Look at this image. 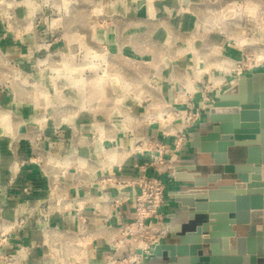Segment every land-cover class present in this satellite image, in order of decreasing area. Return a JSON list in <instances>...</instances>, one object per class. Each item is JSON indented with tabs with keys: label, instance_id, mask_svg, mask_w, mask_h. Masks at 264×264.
<instances>
[{
	"label": "crops",
	"instance_id": "1",
	"mask_svg": "<svg viewBox=\"0 0 264 264\" xmlns=\"http://www.w3.org/2000/svg\"><path fill=\"white\" fill-rule=\"evenodd\" d=\"M219 1L95 0L102 15L111 21L105 28L92 27L90 33L109 50L110 56L115 57V62L110 64L115 67V74L109 79L115 103L108 109L89 106L75 120L65 121V125L54 122L48 126V131L59 126L67 133L53 142V147L48 146L51 155L60 158L53 168L46 164L41 167L30 159L31 150L27 145H18L13 154L8 137L1 136L0 140V210L3 217L17 220L25 213L24 189L30 191L31 204L37 205L50 195L52 185L57 184L55 195L67 201L76 198L84 201L81 215L86 221L87 233L81 235L80 221L71 207L63 208L65 213L54 214L47 228L35 220H27L17 228L6 249L16 255L17 264H64L77 260L103 264L102 253L110 250L108 244L116 237L115 230L135 218L136 191H123L128 200L110 209L103 193L112 196L116 191L109 185H98L97 181L119 170L137 175L140 167L155 160L154 154L132 151L138 136H154L168 145L165 157L174 168L160 175L169 192L161 209L163 222L169 229L187 222L174 202L173 193L184 186L176 175L186 174L183 168L177 169L191 165L197 169L193 175L202 177L214 172V168L208 156L190 147L193 133L209 129L208 114L190 128L184 127L180 118L185 112L183 91H192L195 106L200 105L199 84L208 82L209 78L207 62L201 61L200 53L218 49L223 54L231 50L226 42L220 45L218 36L209 30L199 31L196 24L198 19L210 20L217 14L207 7L201 10V5ZM143 58L147 61L143 66L148 67L138 72L134 59ZM263 68L247 75L250 77ZM224 90L216 91L212 99L217 101ZM19 100L30 101L23 96L17 97ZM4 101L10 108L9 97ZM13 105L15 103L10 109L14 107L15 113L23 116L31 115L36 107L33 103ZM171 108H176L178 117L168 111ZM59 114L53 106L54 119ZM167 125L171 136L164 137L162 129ZM21 130H24L22 125ZM177 133L188 136L178 149L174 147ZM146 173L157 176L153 169H147ZM230 179L225 177L222 184H229ZM26 249H30L29 254ZM207 251L206 248L202 254H208ZM155 261L153 256L148 260Z\"/></svg>",
	"mask_w": 264,
	"mask_h": 264
},
{
	"label": "rangeland",
	"instance_id": "2",
	"mask_svg": "<svg viewBox=\"0 0 264 264\" xmlns=\"http://www.w3.org/2000/svg\"><path fill=\"white\" fill-rule=\"evenodd\" d=\"M206 7L221 15L215 14L210 20L198 19V30H209L218 36L220 45L226 42L231 49L223 54L218 49L200 53L201 61L206 60L208 65V81L214 80L208 89V97L212 98L236 78L237 71L232 70L238 68L248 73L263 68L264 0H221L216 4L204 3L200 9ZM101 11L95 0H0V140L1 136L8 137L13 154L18 145H27L30 159L41 167L46 164L53 168L60 158L52 156L48 146L53 147V142L67 133L59 126L48 131V126L54 122L65 125V121L75 120L89 106L108 109L115 103L109 84L115 74V67L110 65L115 57L90 33L92 27L111 24ZM144 63V58L134 59L138 72L148 67ZM206 85L210 86L206 81L199 84L201 91ZM19 96L29 98V103L18 102ZM5 97L15 107L33 103L35 110L31 115H17L14 107L10 109L12 104L10 108L5 104ZM53 106L60 113L55 119ZM21 125L24 130L19 131ZM24 195L27 209L19 219H7L0 210V264H17L16 255L6 249L17 228L27 220L47 228L54 214L65 213L55 209L49 195L37 205L31 204L29 190H24Z\"/></svg>",
	"mask_w": 264,
	"mask_h": 264
},
{
	"label": "water",
	"instance_id": "3",
	"mask_svg": "<svg viewBox=\"0 0 264 264\" xmlns=\"http://www.w3.org/2000/svg\"><path fill=\"white\" fill-rule=\"evenodd\" d=\"M208 125L190 147L214 172L200 177L194 166L178 167L186 174L176 175L184 186L174 202L187 222L153 249L157 261L138 264H264V68L221 93Z\"/></svg>",
	"mask_w": 264,
	"mask_h": 264
},
{
	"label": "built area",
	"instance_id": "4",
	"mask_svg": "<svg viewBox=\"0 0 264 264\" xmlns=\"http://www.w3.org/2000/svg\"><path fill=\"white\" fill-rule=\"evenodd\" d=\"M258 67L259 65H256V68ZM242 70L238 68L232 70V72L237 71L236 78L234 79L239 80L240 78L249 77L247 74L254 72L243 73ZM210 81L214 83L213 79ZM210 81L207 82L210 86L206 85V87H202L203 91L200 93L201 103L198 106H195L193 102V92L188 90L183 91L185 112L180 118L184 127L190 128L194 123L206 117L209 109L215 102L214 99L208 97V89L212 85ZM168 111L178 117L176 108H171ZM168 127L167 125V127L165 126L162 129L164 137L171 136V131H169ZM174 137V147L176 149L188 138L187 135L181 133H177ZM168 150V145L157 137L150 135L138 136L135 138L132 151L135 154H154L155 160L140 167L137 175L125 174L119 170L117 174H108L98 182V185H109L116 191V194L112 196L105 192L103 193L104 202L110 209H115L128 200L123 191L127 189L136 191L134 197L135 218L122 224L116 230L114 229L116 237L108 244L110 250L102 253L103 264L147 263L153 256V249L168 239L169 227L163 222L164 215L161 209L164 207L165 197L169 192L166 184L160 178V175L167 171H173L174 168L171 161L165 157ZM147 169H153L157 176L147 175ZM51 189L49 197L51 198V203L55 205V209L58 211L59 209L71 207L80 221V233L81 235H85L87 233L86 221L81 215L84 201L78 198L67 201L55 195L54 193L58 189L57 184H53ZM50 198L47 202L50 201ZM97 212L100 213L98 210ZM77 264L86 263L82 261Z\"/></svg>",
	"mask_w": 264,
	"mask_h": 264
},
{
	"label": "bare ground",
	"instance_id": "5",
	"mask_svg": "<svg viewBox=\"0 0 264 264\" xmlns=\"http://www.w3.org/2000/svg\"><path fill=\"white\" fill-rule=\"evenodd\" d=\"M226 64H230V63L226 61ZM237 81H238L237 79L230 81V83L228 84L227 87H231V86L235 85L237 83ZM222 92L219 93V96L221 95Z\"/></svg>",
	"mask_w": 264,
	"mask_h": 264
}]
</instances>
